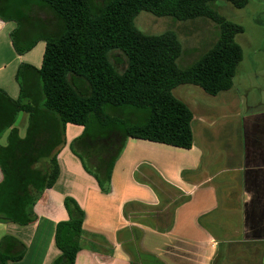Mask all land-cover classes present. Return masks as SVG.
<instances>
[{"label":"trees","instance_id":"1","mask_svg":"<svg viewBox=\"0 0 264 264\" xmlns=\"http://www.w3.org/2000/svg\"><path fill=\"white\" fill-rule=\"evenodd\" d=\"M212 1L0 0V19L14 22L8 35L16 53L44 41L39 66H16V97L0 87V135L7 130L0 144V221L26 224L34 219L36 199L58 174L56 154L65 142L66 122L82 126L68 148L102 192L109 190L112 166L126 137L190 146L192 114L172 88L193 83L210 94L226 89L242 53L234 40L242 26L218 13ZM228 1L241 7L247 0ZM139 10L176 19L207 17L217 25L216 38L189 64L178 66L181 44L175 32L141 31L133 23ZM114 49L125 57L121 70L109 59ZM20 110L27 113L23 135L14 125ZM130 203L139 211L140 202L129 200L125 216ZM62 204L67 217L54 224L59 253L51 264H73L80 247L84 211L69 194ZM126 237L136 257L130 256V264H164L136 247L135 235ZM23 250L13 235L0 236V264L19 259Z\"/></svg>","mask_w":264,"mask_h":264},{"label":"crops","instance_id":"2","mask_svg":"<svg viewBox=\"0 0 264 264\" xmlns=\"http://www.w3.org/2000/svg\"><path fill=\"white\" fill-rule=\"evenodd\" d=\"M13 26L0 19V87L16 97V66H39L44 41L18 54L8 35ZM247 86L242 76L237 91L233 83L214 94L199 86L210 96L197 92L192 105L182 100L192 114L189 147L126 137L107 192L98 189L68 148L82 126L66 122L65 142L56 154L58 174L36 199L34 219L26 224L0 221V236L11 234L24 244L22 256L8 264H51L59 253L54 224L67 217L65 194L84 211L73 264H130L124 245L128 234L137 237L136 247L164 264H264V105L245 94ZM20 111L21 127L16 117L14 125L23 135L27 113ZM129 200L142 208L125 204V216Z\"/></svg>","mask_w":264,"mask_h":264},{"label":"rangeland","instance_id":"3","mask_svg":"<svg viewBox=\"0 0 264 264\" xmlns=\"http://www.w3.org/2000/svg\"><path fill=\"white\" fill-rule=\"evenodd\" d=\"M211 5L226 19L242 26V31L234 34V40L242 49V58L232 76L234 91H237L240 78L245 76L248 80L245 94L253 96L264 105V0H247L241 7L232 5L228 0H213ZM38 14L43 16L46 12L38 11ZM133 23L146 33L174 31L181 44V52L176 59L177 65L181 67L189 64L213 43L218 29L214 21L204 16L176 19L170 15H154L145 10H139L134 15ZM109 59L117 69L123 68L125 57L118 49L109 52ZM256 72L263 75L257 76ZM197 92L206 94L198 85L191 83H180L172 88V93L189 105L194 103ZM205 96L210 95L207 93ZM21 116L22 111L16 116L18 127H21ZM137 206L142 208L141 205ZM124 245L131 256L136 258L131 244L126 242Z\"/></svg>","mask_w":264,"mask_h":264}]
</instances>
